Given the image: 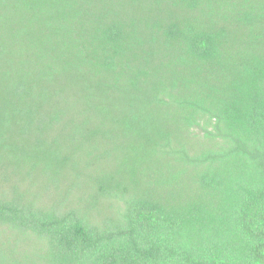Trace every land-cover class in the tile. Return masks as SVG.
<instances>
[{"label": "trees", "instance_id": "trees-1", "mask_svg": "<svg viewBox=\"0 0 264 264\" xmlns=\"http://www.w3.org/2000/svg\"><path fill=\"white\" fill-rule=\"evenodd\" d=\"M0 264H264V0H0Z\"/></svg>", "mask_w": 264, "mask_h": 264}]
</instances>
